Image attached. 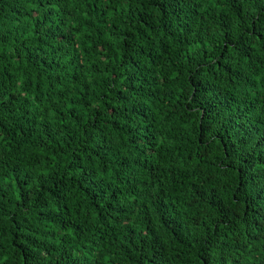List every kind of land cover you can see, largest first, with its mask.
<instances>
[{"label": "trees", "instance_id": "trees-1", "mask_svg": "<svg viewBox=\"0 0 264 264\" xmlns=\"http://www.w3.org/2000/svg\"><path fill=\"white\" fill-rule=\"evenodd\" d=\"M0 264H264V0H0Z\"/></svg>", "mask_w": 264, "mask_h": 264}]
</instances>
